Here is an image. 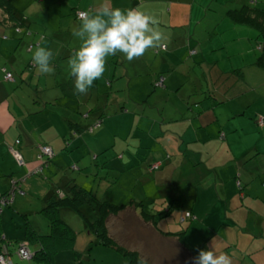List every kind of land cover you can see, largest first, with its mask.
<instances>
[{"label":"crops","instance_id":"crops-1","mask_svg":"<svg viewBox=\"0 0 264 264\" xmlns=\"http://www.w3.org/2000/svg\"><path fill=\"white\" fill-rule=\"evenodd\" d=\"M251 1L255 3L111 0L113 7L138 9L155 17L164 34L163 46L149 49L131 62L122 53L106 57L102 77L93 82L86 95L74 93V78L69 75L68 59L80 46L72 30L79 26L77 11H88L100 0L34 1L36 7L40 4V23H33L40 32L35 35V41L59 53L52 61L55 74L50 77L40 74L32 63L38 45L29 50L28 37H19L11 27L0 25V193L11 190L13 183L16 189L24 190L38 164L40 144L48 143L55 151L45 166L55 167L57 174L51 178V184L58 182L63 175L61 171L67 169L62 165L67 149L75 148L78 157L86 156L85 161L81 157L79 162L88 164L78 174L77 181L84 186V179H92V190L97 196L113 202L141 199L146 202L145 209L151 212H158L171 202L174 213L163 221L164 231H182L178 217L190 211L195 218L189 220L183 233V241L189 246L203 244L202 249H209L213 244L217 254L223 252L230 257L231 264H264V79L260 80L264 69L255 64L253 51L259 49L253 40L257 34L252 27L234 22L228 14L230 9L243 5L264 8L261 0ZM24 13L31 22L37 18L26 9ZM236 29H243L239 36L241 47L232 51L229 45H236ZM3 33L8 37L3 38ZM6 70L13 72L15 81L5 80ZM254 75L258 80H253ZM160 76L164 77L162 93H170L165 104H161L162 110L156 108L140 114L129 111L127 116L123 113L105 119V125L96 133L72 135L68 148L64 147L66 138L76 132L72 122L90 124L109 103L129 110L118 95L111 101V95L105 93L108 82L110 88L115 81L120 84L115 85L118 94L125 88L131 89L128 85L131 80H144L143 84H147ZM125 80L129 82L126 84ZM182 86H187L184 94L177 92ZM86 112L89 117L85 116ZM259 116H263L262 124L257 121ZM127 121L129 124L123 126ZM135 125L141 135L132 145L114 140ZM104 127L106 132L102 130ZM107 146L114 147L92 162L89 152H100ZM131 147L133 152H128L126 149ZM12 148L18 149L25 160L20 168L16 167L20 164ZM115 151L122 152L123 157L115 158ZM149 159H163V166L150 171L146 165ZM205 178L211 179L212 185L206 188L207 195ZM20 180L24 182L21 184ZM96 180L99 186L94 190ZM227 180H231L230 193H219L217 198L213 190L209 192L214 183L216 187L217 183L225 186ZM49 193L48 189L47 196ZM24 194L16 190L12 200ZM216 210L222 212L215 213ZM229 210L233 219L228 217ZM140 212L139 207H127L113 216L120 221L109 227L112 236L153 264L168 261L170 264L174 258L182 264H193L176 237L163 235L144 221ZM125 215L132 217V221L125 220ZM210 216L219 218L215 228L206 223ZM78 221L77 226H81V220ZM225 225L242 229L241 236H231L226 228V233L213 238ZM71 226L77 230L76 225ZM82 227L81 230H86L84 223ZM208 230L211 236L206 237ZM88 241V233L82 238L77 235L76 247L80 245L82 260L87 264L104 263L108 255L116 253L102 245H95L87 252Z\"/></svg>","mask_w":264,"mask_h":264},{"label":"trees","instance_id":"trees-1","mask_svg":"<svg viewBox=\"0 0 264 264\" xmlns=\"http://www.w3.org/2000/svg\"><path fill=\"white\" fill-rule=\"evenodd\" d=\"M228 14L234 22L247 25L257 31V46L260 55L257 56L255 64L264 69V8L243 5L239 8L230 9L228 11ZM0 25L6 28L11 27L13 31L17 35H19V37H28L30 39L28 42L29 50H32L35 45H39V41H35V35L40 34V32L37 31V28H34L33 22H31L25 16V13L15 7V5L13 4V0H0ZM5 35L8 37L7 34ZM11 73L13 74V72ZM15 79L16 78L14 76L13 81H15ZM110 85L111 82H108V88L105 91V93H108L109 95H111L112 92L110 89ZM156 86H164L163 76H160L158 80L154 81L153 88L155 89ZM109 107L112 112H107ZM123 113H125V115ZM126 113H129V110H127L125 106L118 107L116 104L112 105L111 103H109L107 109H101L98 113V117H96L90 124L83 126L78 122H72L71 125L72 127H74L76 132H73V134H70L66 138V144H64V147L68 148V144L72 139V135L82 136L83 134H91L94 132L96 133L97 129L105 125V119L110 120L115 118V116H121L122 114L123 116H127ZM85 116L89 117V112H86ZM257 121L262 124L263 116H259L257 118ZM123 126H126V122L123 124ZM128 129L129 131H127L125 138L123 137L122 139H120L124 140V142L128 143V145L129 143L130 145H132L133 141H135V139H139V137L137 138L134 132L133 135H131V127ZM129 133L130 135L127 136ZM137 145L138 144H136L135 146ZM41 146H49L53 151L52 155L43 154L40 149ZM113 147L114 146H107L100 152H89V158L92 162H94L99 155H104L107 152L110 153ZM133 148L134 147H131L130 149L126 150L128 152H133ZM136 150L137 148L135 149V151ZM54 155L55 151L50 144H40L37 153L38 164L34 169V174L43 173L45 166L49 165ZM78 156L77 159L70 164L72 170L75 171V174L71 171H68V169H63L61 171L63 175L60 177V180L58 182L55 181L52 184L50 193L45 198L41 213L47 220V230L45 231V233H39L29 222H27L28 226L25 232V236L19 242L18 248L23 244L27 245L31 250L30 258L37 259L44 262L45 264H87L84 260H82L83 251L77 249L76 247L78 231L75 230L63 218L64 213H68L71 211L78 214L79 218L86 225L85 232L89 234V241L85 248L87 252H89L95 245H102L120 254L124 259V264H137V258L142 255L138 251L132 250L127 246L120 244L112 236L107 223L111 216L117 215L120 211L126 209L127 207H139L141 210V216L144 221L154 225L163 235L176 237L178 239V242L185 248V250H187L189 259L191 263H193L192 258L198 255V251L202 249L203 244H199L197 246H189L187 243H185L183 241V233L186 228L178 232L170 230L164 231L163 229V221L166 218L169 219V217H171L174 213V208L170 206L171 204H169L171 202H169L166 207H163L162 210L158 212H151L145 209L146 202H143V200L141 199L137 200L132 198L127 202H113L106 198H101L97 196L92 189L81 185L77 181L78 175L76 173H80L85 168V165H88L83 163V161L86 160V156L81 155L83 160L82 163L79 162L81 161V157ZM113 156L119 159L123 157V153H118L115 151V153H113ZM163 162V159H149L146 165L150 171H156L163 166ZM238 184L240 185L239 182ZM16 190H18V192L21 194L25 193L23 189H16L13 185L11 190L0 193V247L8 252L13 264H15L12 258L11 250V246H13V243L8 241L6 235L2 231L1 217L5 207H10L12 196ZM182 213L181 215H179L177 223H188L189 220L195 218L194 214L190 211H186L183 214ZM156 218L161 219L160 222L163 227L159 226ZM32 245L35 247L34 251L31 249ZM66 251H72V254H70L69 258L65 257L63 259H58L61 253H65L64 255H67L69 253ZM174 260L176 259L174 258ZM147 261L148 264H153L150 260L147 259ZM176 261L177 264H182V261L180 259ZM172 262L170 264H173Z\"/></svg>","mask_w":264,"mask_h":264},{"label":"rangeland","instance_id":"rangeland-1","mask_svg":"<svg viewBox=\"0 0 264 264\" xmlns=\"http://www.w3.org/2000/svg\"><path fill=\"white\" fill-rule=\"evenodd\" d=\"M34 1H36V0H16L14 2V5H16L17 7H23L20 9V8H17L15 6L17 9H19L23 12L26 9L29 12V15H32V17H37V18L33 19V23L37 24V23H40V4H39V6L36 7L33 4ZM250 3L254 4L255 1L250 0ZM260 3L264 5V0H261ZM237 28H240V27H237ZM247 28L251 29L248 26H247ZM252 30L254 31V33L257 34V31L255 29H252ZM236 31H237V35H236L237 40H235L236 45H234L233 43H231V45H229V48H231L232 51H233V49L239 50L241 47L239 36H241L240 34H242L243 29H236ZM245 40H246V38H245ZM256 41H258V39L256 38V40H255V38H254L253 42L255 44H256ZM253 52L255 53L256 58H257V56L260 55L259 50H255ZM238 53H237V56L238 57L241 56V54H238ZM232 55L234 56L236 54H232ZM263 79H264V75L260 80H263ZM238 80H243V78L238 77ZM253 80H258V77H256L254 75ZM143 81L144 80H131V85L128 84L131 87V89L125 88V90L123 92L119 91L118 94H115V93L117 90L116 89L117 86L120 84L116 83V81H115L114 87L110 88L112 91L111 97H110L111 101H113L112 98L116 97L115 95H118V98L119 97L121 98L120 99L121 102H124L126 104V106L129 107L128 108L129 111H132V112L135 111L138 114H140L142 112L150 113V112H153L156 108H159L160 110H162L161 104L163 102L165 104V101H164L165 97H167L170 93L167 92L166 94H163L162 90L160 89V88H163L162 86H156L155 89H153V87H154L153 82H150V83L148 82L147 84H143ZM125 82L127 84L129 82V80H125ZM115 85H117V86H115ZM186 88H187V86H182L179 88V90H177V92H182L184 94ZM16 89H18V87H16ZM188 91H189V88H188ZM20 92L24 93L21 90H20ZM0 95H1V92H0ZM174 96H176L175 93H174ZM171 99H172V97H171ZM110 107L108 108L107 112H112ZM128 124H129V122L127 121L126 125H128ZM102 130L104 132H106L107 128L104 127ZM130 130L132 131L131 135H133V132H134L136 134L137 138L141 135L137 131V130H140L137 128V125H135V127L130 129ZM127 131H128V129L126 130L125 133L118 134L115 139L121 140L123 137L125 138ZM129 135H130V133L127 136H129ZM66 154L67 155H65L63 158V162L61 159H60V162H62V165L65 166V168H67L68 171H71L75 174V171L72 170L68 160L71 159L73 161V160H75V158H77V156H78L77 150L74 148H70L69 150H67ZM261 158H259V159H261ZM16 167L20 168L22 166L17 165ZM61 169H63V168L61 167ZM98 170H100V168ZM103 170H106V169H103ZM51 174H53V175H51ZM55 174H57V173H55V167L54 166L53 167L51 166L50 168L45 167V170L41 174H38V173L33 174L32 175L33 177L29 178V180L25 183V186H23V188L27 194L26 195L24 194L23 196L16 197L15 200L13 199L11 201L10 207H5V209H4V212H3L2 217H1L2 231L6 235L8 241L13 243V246H11V250H12V258H13L15 264H45L44 262L39 261V260L34 259V258L24 259V258L20 257L18 252H17V248H18L19 242L25 236V232H26L27 226H28L27 222H29L39 233H45V231L47 230L46 222H45L46 219H45L44 215L41 213V210L44 206V201H45V198L47 196V191H48V189L50 190V188L52 187L51 178L56 177ZM76 174L78 175L79 173H76ZM81 179H84V178H81ZM91 180L92 179H89V180L84 179V181L86 183L84 186L89 188V189H92V183L93 182ZM210 180L211 179L205 178V181L203 182V185L206 184V186H205L206 195H207L206 188L211 185ZM234 180H235V178H234ZM20 182L22 184L24 181L20 180ZM229 183H231V180H227L225 186H224V183L223 184L217 183V187L215 186V183H214V187L209 188V192H212V190H213V192L217 198H218L217 195L219 193H220V195L223 192L230 193L231 192V186ZM98 184H99V180H96L95 185H93L94 190L98 189L97 188L99 186ZM30 191H32V192H30ZM229 197H230V195H229ZM220 203L222 206H224L223 201H221ZM221 208H223V207H221ZM219 211L216 210L215 213H217ZM229 211H231V210H229ZM220 212H222V211H220ZM71 214L73 215V217H71ZM232 215H233V212L231 211L228 217L231 219ZM219 216H223V213H219ZM63 218L65 219V221H67V223H70L71 225H76L78 234L80 235V238H82L83 236L86 235L85 230H81L83 228L82 227L83 222L81 219H79L78 214L70 211L68 213H64ZM116 218L111 216V218H110L111 220H108L107 224H108V227H110V229L113 228L112 224L114 221H120V218H118V217H116ZM78 220H81V226H77L78 222H80ZM125 220L131 222L132 217H128L127 215H125ZM156 220L158 221L157 223L159 224V226L163 227L162 226L163 224L161 225V222H160L161 219L156 218ZM206 221H207L206 223H209L210 226H214V228H215L218 221H219V218L214 217V216H210V217H208V219ZM178 225H180V229H182V230L187 228V222H185L184 224H181L178 222ZM205 225L208 226L207 224H205ZM226 228H228V233L231 236H241L242 229H233L232 227H230V226L228 227L225 225V226H222L220 228V230H219L220 232H218L217 235H214L213 238L216 239V238H218V236L226 233ZM209 231L210 230H208L207 236L205 234L206 237L211 236V233H210L211 231L210 232ZM243 235H245V234H243ZM31 249L34 251L35 247L32 245ZM78 249H81L80 245H78ZM66 252H69V253L67 255H64L65 253H61L59 255L58 259H63L65 257L69 258L70 254H72V251L71 252L66 251ZM96 253H98V252H96ZM98 255H99V253H98ZM106 258L108 261H104V263L98 262L97 264H124V259H122V256L118 253H113L112 255H108V257H106ZM168 262L166 264H168ZM164 263L165 262H162V264H164ZM172 263L177 264V261L174 260V262H172Z\"/></svg>","mask_w":264,"mask_h":264},{"label":"clouds","instance_id":"clouds-1","mask_svg":"<svg viewBox=\"0 0 264 264\" xmlns=\"http://www.w3.org/2000/svg\"><path fill=\"white\" fill-rule=\"evenodd\" d=\"M79 26L72 30L80 46L68 59L69 75L74 78V93L86 95L93 82L102 77L106 57L122 53L129 61L142 57L149 49L163 46L164 34L159 29V21L138 9L113 7L111 0L100 2L88 11L78 13ZM58 52L37 46L32 63L43 75L55 74L52 64ZM193 264H231L230 257L217 254L213 244L209 249H200L192 258ZM137 264H148L139 256Z\"/></svg>","mask_w":264,"mask_h":264},{"label":"built area","instance_id":"built-area-1","mask_svg":"<svg viewBox=\"0 0 264 264\" xmlns=\"http://www.w3.org/2000/svg\"><path fill=\"white\" fill-rule=\"evenodd\" d=\"M84 11V10H79L76 13V17L78 18V13ZM3 38H7V36L5 34H3L2 36ZM31 47V46H30ZM4 78L6 80H10L13 81L14 80V76L11 73V71L6 70L5 74H4ZM19 139L16 140L17 143H19ZM41 151L43 154L45 155H52L53 151L49 146H41ZM12 154L14 155L16 161L18 164L23 165L25 163L24 158L22 156V154L20 153V151L16 148H12ZM156 166V165H155ZM13 186L15 187V184L13 183ZM18 254L20 257L22 258H30L31 256V250L29 249V247L25 244L21 245L18 248ZM0 264H13L10 255L8 254V252H6L3 248L0 247Z\"/></svg>","mask_w":264,"mask_h":264}]
</instances>
